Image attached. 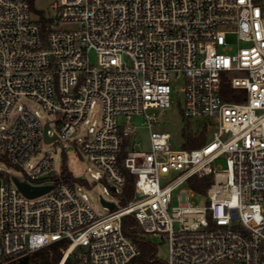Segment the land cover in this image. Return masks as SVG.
I'll return each mask as SVG.
<instances>
[{
    "label": "built area",
    "instance_id": "2783aa9c",
    "mask_svg": "<svg viewBox=\"0 0 264 264\" xmlns=\"http://www.w3.org/2000/svg\"><path fill=\"white\" fill-rule=\"evenodd\" d=\"M50 10L41 23L30 0H0V163L19 181L52 186L27 198L0 170V264L63 240L58 264L71 256L73 264H138L125 216L141 237L166 244L164 264H264V0H55ZM224 86L239 102L225 99ZM178 92L183 119L204 121L210 140L186 148L201 134L187 133L179 150L167 132L150 131L147 149L139 137L126 140L133 118L150 129L149 111L169 109ZM23 99L52 120L41 122ZM96 104L100 122L71 144L96 169H87L92 181H64L50 154L30 163L42 145L69 146ZM125 172L133 198L121 206ZM208 176L205 194L189 188L192 177ZM92 182L117 198L101 216L80 193Z\"/></svg>",
    "mask_w": 264,
    "mask_h": 264
},
{
    "label": "rangeland",
    "instance_id": "374dc122",
    "mask_svg": "<svg viewBox=\"0 0 264 264\" xmlns=\"http://www.w3.org/2000/svg\"><path fill=\"white\" fill-rule=\"evenodd\" d=\"M54 1L55 0L33 1L34 10L38 13L39 12L42 13L45 22L50 21V17L52 16L50 6L54 3ZM36 12L32 11V13L35 16L40 17L39 14H37ZM228 42L234 46L235 45L234 37L229 36ZM91 61L92 63H94L95 61L93 54L91 55ZM171 101H172V106L169 109H165V110L155 109L149 111V113L151 114L154 113L156 117V123H153L150 129L142 125L144 121L143 117L140 116L133 118L132 122L135 125V133L132 134L130 137L126 138V140L129 143H132L135 137H139L141 141V147L143 149H147L148 136L150 131L167 132L171 135V148L173 150H179L183 146L184 135H186L187 133L190 135L200 134L203 126L205 125L204 121H191L187 123L183 119V116L181 114L182 101H183L182 93L181 92H178L177 94L173 93L171 97ZM23 104L29 107L30 109L37 111L41 122L45 123L52 120L53 116L49 113H46L42 108V106L37 102H34L29 99H23ZM16 114H17V107H14L9 122L12 121V119L16 116ZM87 119L89 121L88 124L82 125L71 136V142L69 146L66 145L64 149H62L57 144L50 143V144L42 145L40 151L30 160V163H35L37 160L41 159L46 154H50L54 158V167L57 171L60 170L63 164L65 163L67 169L74 177L92 181L90 179L89 173L87 172V169L91 168L93 171H96V169L89 161L83 158L78 152L77 148L71 146V144L76 146L79 145L80 143L79 139L86 136L88 126L93 120L97 121L98 123L100 122L101 109L99 104H96L95 107L89 111ZM202 134L204 135L205 141L211 139V132L208 133L203 132ZM219 163H221L222 166L224 167L222 161H219ZM0 170L7 173L9 176L20 178L18 172L14 168L6 165L5 163H0ZM185 187L188 188L186 185H183L174 192V200H173L174 206L177 205L176 194H178L180 189ZM80 193L86 196L87 204L92 208V210L97 216H101L108 213V210L104 209L101 203V198L109 203H116L117 201V198L114 195L106 193L105 186L101 182L90 183L88 187H83ZM191 201L197 207H203L205 206L206 198L204 196L195 195L192 196ZM138 231L139 233H142V230L139 227H138ZM148 239L156 246L157 249L156 256L159 259L164 260L167 257L166 244L164 242H160L159 239L152 238L151 236H148ZM64 250H62V253ZM74 262L75 259L74 257L71 256L66 261L65 264H73Z\"/></svg>",
    "mask_w": 264,
    "mask_h": 264
},
{
    "label": "trees",
    "instance_id": "16d2710c",
    "mask_svg": "<svg viewBox=\"0 0 264 264\" xmlns=\"http://www.w3.org/2000/svg\"><path fill=\"white\" fill-rule=\"evenodd\" d=\"M33 1L30 0L31 11L36 12L33 8ZM39 14V20L44 23V17L41 12ZM233 93L227 86L223 87V96L225 99L239 102V99L234 97L230 98V94ZM205 142L204 135L201 133L197 139L187 141L185 147L193 148L203 145ZM125 184L123 186L120 205L124 206L133 198L134 179L133 176L125 172ZM61 178L64 181H72V175L67 169L65 163L62 166ZM213 179L211 176L197 178L192 177L188 180L189 188L197 194H205L207 188L211 185ZM122 230L124 234L132 240V242L138 247L140 256L136 259L138 264H164L156 256V246L149 242L147 239L140 236L136 221L131 216H125L122 219ZM69 243V242H68ZM67 241H59L49 246L43 247L29 255H26L18 264H58L62 256V250L68 246Z\"/></svg>",
    "mask_w": 264,
    "mask_h": 264
},
{
    "label": "water",
    "instance_id": "95a60500",
    "mask_svg": "<svg viewBox=\"0 0 264 264\" xmlns=\"http://www.w3.org/2000/svg\"><path fill=\"white\" fill-rule=\"evenodd\" d=\"M50 140L51 139L46 137L45 135V142H49ZM12 180L19 192L27 198H35L41 196L52 189L51 185L31 186L25 182L19 181L16 177H13ZM102 204L105 205V207H107L108 209H111L113 206V203L102 202Z\"/></svg>",
    "mask_w": 264,
    "mask_h": 264
}]
</instances>
